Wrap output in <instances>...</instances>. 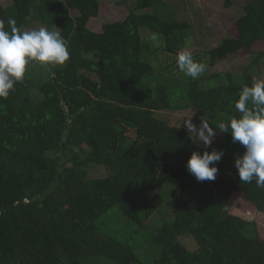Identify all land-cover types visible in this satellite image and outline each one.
Here are the masks:
<instances>
[{
    "label": "trees",
    "instance_id": "16d2710c",
    "mask_svg": "<svg viewBox=\"0 0 264 264\" xmlns=\"http://www.w3.org/2000/svg\"><path fill=\"white\" fill-rule=\"evenodd\" d=\"M217 1L224 9L234 5ZM135 4L124 20L103 24L98 33L88 28L99 16L98 0H13L0 8L6 30L9 19L22 30L34 21L59 31L69 51L49 80L33 87L24 78L0 98V141L11 144L0 150V264H264L257 225L225 209L241 194L264 211V188L239 182L233 164L244 148L216 130L224 153L216 179L197 181L185 167L191 152H199L192 133L155 117L161 110H192L199 124L203 119L212 127L239 117L233 101L262 72L264 51L252 52L241 74L209 75L249 43L223 39L203 53L205 73L183 81L178 95L180 80L153 60L161 50L171 56L185 49L191 27L177 13L146 12L155 0ZM263 10L264 0H250L239 28L260 24ZM146 30L162 38L157 48L142 37ZM114 217L144 234L148 252L123 236Z\"/></svg>",
    "mask_w": 264,
    "mask_h": 264
},
{
    "label": "rangeland",
    "instance_id": "374dc122",
    "mask_svg": "<svg viewBox=\"0 0 264 264\" xmlns=\"http://www.w3.org/2000/svg\"><path fill=\"white\" fill-rule=\"evenodd\" d=\"M12 1L13 0H0V8L9 7L12 4ZM98 1L100 3L99 16L97 18L91 19L88 23V28L96 33L101 30L102 25L105 23L124 20L128 16L129 12L136 7V0ZM249 1L250 0H234V5L231 8L224 9L222 3L218 2L217 0H155V8H152V10H146V12L153 11V13L159 15L161 18H165L169 14L175 15L177 13L175 16L176 19L179 21H187L191 27L192 34L185 46V49L182 51H190L194 60L206 65L207 60L205 57H203V53L217 47L223 39L227 37L247 38L249 43L244 51H241L236 56L230 57L226 60L218 61L214 67L208 69L209 75L226 72L241 74V72L244 71V69L253 59L252 52L256 53L264 51V42L262 41V38L264 37V10L258 15V18L262 19L261 21L258 19V23L260 24H257L256 26L252 24L251 26L247 25L244 31L239 28V22L243 19L242 17L244 14V7ZM70 15L72 17H76L77 12L71 10ZM40 27L46 28V26L43 24L30 21L27 30H38ZM52 31H55V29ZM141 34L144 38L145 36H147V38H153V36H155L154 40L156 42V48L162 40L159 35L153 34L148 30L141 31ZM176 56L177 55H166L161 50L157 57L153 60V64L156 67H161V69L166 70L167 66L170 67L173 75L169 76L170 79L180 80L174 83V90L177 89V94L181 95L182 92L180 86L182 82L188 77L178 70L176 65ZM259 67L261 68L262 72L258 74L257 79L264 80V64H260ZM53 68L54 66L39 67L29 65L26 69L25 78L31 86L37 87L41 82H45L53 76ZM18 84L19 83L14 86V89L18 88L16 87ZM14 96H18V94H14ZM11 99L13 100L15 98L11 97ZM187 111L174 112L171 110H161L155 112V117L156 119L164 121L169 125L184 127L183 119L192 116V123L198 127L199 123L197 122L196 115L192 110ZM129 136L132 138L134 137L132 133H130ZM192 136H194L193 133ZM7 144L11 145L9 140L0 141V150H5ZM198 147L199 151H201V147L199 145ZM212 148H215L216 150H223V140L219 133H216L211 148L207 150L211 151ZM237 155L239 154H236L235 156ZM92 172H94L96 176H105V172L97 168H94ZM163 188V191L165 192L164 200L166 199L167 202L169 195H167L166 191H169V188L167 186ZM225 209L231 215L238 216L248 222L255 223L257 225L258 237L264 241L263 210L258 209L256 205L246 201L244 198H242L241 194L232 195L229 201L225 203ZM111 214H113V212H111ZM118 221L119 219L114 217L112 219V224L119 228L123 236L126 238L131 237L133 240H135L137 243L136 245L140 250L144 252L145 249V252H148L149 249L146 246V241H144V234H136L135 230L129 232L128 229L125 228L121 223L117 224ZM159 222L160 221H158L157 224ZM147 226L154 225L153 223L149 222ZM137 232H139V230H137ZM177 240L188 250L192 251L195 249V245L191 239L179 237Z\"/></svg>",
    "mask_w": 264,
    "mask_h": 264
},
{
    "label": "clouds",
    "instance_id": "9594fccd",
    "mask_svg": "<svg viewBox=\"0 0 264 264\" xmlns=\"http://www.w3.org/2000/svg\"><path fill=\"white\" fill-rule=\"evenodd\" d=\"M6 30L0 21V98H7L17 83L23 82L29 65L48 67L65 64L69 59L67 41L59 31H49L45 27L38 30H22L15 19H9ZM155 39V36H153ZM178 70L185 76L197 79L207 69V65L194 60L190 51H180L176 56ZM233 106L239 117L227 122L220 120L215 127L201 119L197 127L191 117L183 119V126L194 136L190 139L201 147L192 151L185 167L197 181H214L222 159V150L211 148L216 130L228 133L232 141L238 142L243 153L235 156L233 164L239 182H255L264 188V80L257 79L251 86L244 85Z\"/></svg>",
    "mask_w": 264,
    "mask_h": 264
}]
</instances>
